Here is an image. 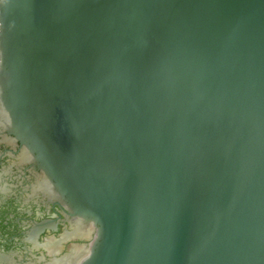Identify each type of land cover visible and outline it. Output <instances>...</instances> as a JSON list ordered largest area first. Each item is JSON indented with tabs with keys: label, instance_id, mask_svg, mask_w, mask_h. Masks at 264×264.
Segmentation results:
<instances>
[{
	"label": "water",
	"instance_id": "obj_1",
	"mask_svg": "<svg viewBox=\"0 0 264 264\" xmlns=\"http://www.w3.org/2000/svg\"><path fill=\"white\" fill-rule=\"evenodd\" d=\"M0 107L76 264H264V0H0Z\"/></svg>",
	"mask_w": 264,
	"mask_h": 264
},
{
	"label": "flooded vegetation",
	"instance_id": "obj_2",
	"mask_svg": "<svg viewBox=\"0 0 264 264\" xmlns=\"http://www.w3.org/2000/svg\"><path fill=\"white\" fill-rule=\"evenodd\" d=\"M5 122L0 121V264H67L71 250L83 246L75 255L76 264L88 238L73 235L69 209L58 201L33 157L9 134L6 118ZM23 153L28 157L25 163L20 162ZM39 178L49 190L38 189Z\"/></svg>",
	"mask_w": 264,
	"mask_h": 264
},
{
	"label": "bare ground",
	"instance_id": "obj_3",
	"mask_svg": "<svg viewBox=\"0 0 264 264\" xmlns=\"http://www.w3.org/2000/svg\"><path fill=\"white\" fill-rule=\"evenodd\" d=\"M3 120H4V122H5V116H4V113H3V111H2V109H1V107H0V121H2V123H4L3 122ZM6 123V122H5ZM7 124V123H6ZM5 124V125H6ZM1 126H3L4 127V125H1ZM20 162L21 161H26L27 159H28V157L23 153L22 155H21V157H20ZM30 161V160H29ZM25 163V162H24ZM14 165V164H13ZM38 189L39 190H45V191H47V190H49V186H47V184H46V182H45V180L44 179H42V178H39L38 179ZM36 191H38L37 189H35ZM3 192V191H2ZM31 196V195H30ZM32 199V198H31ZM82 225L83 224H81V223H79V222H74V224H73V230H74V233H73V235H78V234H80V235H84V236H86L87 238H89L90 237V234H91V231H92V227H90V226H87V227H82ZM72 233H71V235H72ZM68 234V233H67ZM79 235V236H80ZM68 236V235H67ZM74 236V237H75ZM78 236V237H79ZM84 238V237H83ZM52 243V242H51ZM55 243V242H54ZM80 248V247H79ZM85 248V247H84ZM83 249V246H82V248L81 249H77L78 251H73V249L71 250V256H70V259H69V261H68V263L67 264H73L74 262H75V255H76V253L78 252V254H79V252H81L82 253V250ZM52 250V249H51ZM76 250V249H75ZM49 251V250H48ZM52 252V251H51ZM77 254V255H78ZM69 255V254H68ZM76 255V256H77ZM78 260V259H77ZM57 261V260H56Z\"/></svg>",
	"mask_w": 264,
	"mask_h": 264
}]
</instances>
